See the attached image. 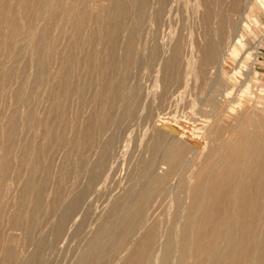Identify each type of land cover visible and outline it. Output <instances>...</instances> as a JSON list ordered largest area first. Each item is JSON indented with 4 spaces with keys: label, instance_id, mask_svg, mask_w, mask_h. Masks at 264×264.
<instances>
[{
    "label": "rangeland",
    "instance_id": "obj_1",
    "mask_svg": "<svg viewBox=\"0 0 264 264\" xmlns=\"http://www.w3.org/2000/svg\"><path fill=\"white\" fill-rule=\"evenodd\" d=\"M242 110L264 0H0V264H263L264 192L213 178Z\"/></svg>",
    "mask_w": 264,
    "mask_h": 264
},
{
    "label": "bare ground",
    "instance_id": "obj_2",
    "mask_svg": "<svg viewBox=\"0 0 264 264\" xmlns=\"http://www.w3.org/2000/svg\"><path fill=\"white\" fill-rule=\"evenodd\" d=\"M231 6V5H230ZM224 21V20H223ZM242 22V21H241ZM240 28H242V27H240ZM239 28V29H240ZM248 29H244V32H246ZM236 33H237V30H236ZM239 35V34H238ZM211 43V42H210ZM11 49V48H10ZM207 50V49H206ZM211 51V50H210ZM180 66V65H179ZM224 74H226L227 75V72H225ZM234 74H235V79H237V78H239L240 76V74H239V72H234ZM229 78H231V77H229ZM232 85H234V84H232ZM196 86V85H195ZM231 87V86H230ZM233 87V86H232ZM231 89V88H230ZM235 89V88H234ZM233 89V90H234ZM233 93V92H232ZM236 95V94H235ZM229 96H230V94H229ZM232 96V95H231ZM228 97V96H227ZM233 97V96H232ZM225 101V100H224ZM251 106V105H250ZM247 107V106H246ZM250 108V107H249ZM237 109V108H236ZM235 109V110H236ZM238 111H239V109H237ZM228 111V110H227ZM243 111V110H242ZM241 111V112H242ZM252 113H253V110L251 111ZM243 113H244V111H243ZM243 113H239L240 114V119H241V121L239 120V119H237L238 120V122L236 123L237 125L235 126V131L233 130L232 131V135H234L235 134V136H234V138H233V136H232V138L233 139H230V141L228 142V145H227V147H225L224 146V152H223V154L225 155V157H224V161L223 162H225V163H227L225 160H227L228 161V163H229V167H227V165H225L226 167H225V169L224 168H221V170L219 171V169H218V171L216 172V174H214V176H213V178H214V180H216V181H219V182H217L218 184V186L220 185L221 186V188H222V185L225 187V186H230V183L232 182V180H235V177H236V175H238V177L239 178H241L240 179V184H238V186L240 185V188L239 189H237L236 191L234 190V196H232V198H233V203H236V204H239V205H237L238 207L239 206H241V207H237V209L239 210L240 208V210L242 211L244 208H243V206L248 202H250V201H256V199H254V196H253V198H251V195H252V191H256V193H258L259 194V192L262 194L263 192H264V135L262 136V135H260L259 133H258V129L257 128H259V127H257L256 129L257 130H255L254 128L252 129V128H249V123L248 122H250V120H248L247 119V113H249V112H245L244 114ZM225 114V113H224ZM236 114V113H235ZM233 115V114H232ZM217 116V115H216ZM220 116V115H219ZM236 116V115H235ZM237 116H238V114H237ZM239 117V116H238ZM235 118V117H234ZM251 118V117H250ZM263 119V118H262ZM235 120V119H234ZM233 121V120H232ZM253 122V121H252ZM234 123V122H233ZM251 123V122H250ZM229 124V123H228ZM255 124V123H254ZM253 124V125H254ZM235 125V124H234ZM248 125V126H247ZM258 126H260V125H258ZM259 132H261L260 130H259ZM262 133V132H261ZM46 145V144H45ZM218 154V153H217ZM223 155V156H224ZM226 158V159H225ZM251 161L254 163V162H256V164H257V167H256V173H253L254 175L253 176H247L248 174H247V172L249 171L248 170V166L251 164ZM207 165V164H206ZM205 165V166H206ZM252 165V164H251ZM222 167H223V165H222ZM203 168H206V167H203ZM253 168H254V166H253ZM250 169V168H249ZM252 169V168H251ZM216 170V169H215ZM253 170H255V168L253 169ZM198 171H201V170H198ZM203 171H201V174H203L202 173ZM199 173V172H198ZM201 174L199 173V177L201 176ZM252 175V174H251ZM198 176V175H197ZM198 179V178H197ZM202 179V178H201ZM213 180V181H214ZM202 182H203V180H202ZM215 182H213V184H214ZM201 184V183H200ZM216 184V183H215ZM235 184V183H234ZM237 184V183H236ZM262 184H263V188L261 187L262 186ZM199 186V185H198ZM236 186V185H235ZM231 188V187H230ZM227 189V188H226ZM221 190V189H220ZM230 190V189H229ZM195 191V190H194ZM214 191V190H213ZM223 191H225V193L227 192V190H225V189H223ZM202 192V191H201ZM200 192V193H201ZM217 192V191H216ZM230 192V191H229ZM233 192V191H232ZM193 193V192H192ZM191 193V194H192ZM199 193V192H198ZM198 193L197 192H195V197H193L194 198V200H195V198H196V196H199L198 195ZM219 193V192H218ZM256 193L254 192L253 194H255L256 195ZM25 194V193H24ZM221 194V193H220ZM257 194V195H258ZM219 195V194H218ZM233 195V194H232ZM209 196V195H208ZM229 196V195H228ZM264 196V195H263ZM213 198V197H212ZM215 198V197H214ZM213 198V199H214ZM217 198V197H216ZM216 198H215V200H216ZM228 198V197H227ZM196 199H198V198H196ZM202 200V199H201ZM231 200V199H230ZM199 201V200H198ZM264 201V200H263ZM257 202V201H256ZM259 202V201H258ZM254 203V202H253ZM196 204V203H195ZM228 204H229V202H228ZM236 204H235V207H236ZM254 204H256V203H254ZM203 205V204H202ZM210 205V204H209ZM250 206L251 205V203L250 204H246V206ZM207 206V205H206ZM247 206V207H248ZM254 206V205H253ZM200 207V206H199ZM210 207V206H209ZM208 207V208H209ZM212 207V206H211ZM210 207V208H211ZM234 207V206H233ZM234 207V208H235ZM259 207V206H258ZM209 208V209H210ZM216 208V207H215ZM222 209V208H221ZM231 209V208H230ZM236 209V208H235ZM249 209V208H248ZM256 209V208H255ZM258 209V208H257ZM256 209V210H257ZM190 210V209H189ZM192 210V209H191ZM205 210H207L208 211V209H205ZM212 210H213V208H212ZM217 210V209H216ZM239 210V211H240ZM221 211V210H220ZM224 211V210H223ZM243 211H245V210H243ZM226 212V211H225ZM227 214H229V212H227ZM248 214V213H247ZM250 214V213H249ZM190 215V214H189ZM219 215V214H218ZM231 215V214H230ZM237 215V219L239 220L238 222H239V226H240V224H244L245 225V223H246V221H245V219H248V218H245V216L244 215H242V213L240 214L239 213V215L238 214H236ZM201 216V215H200ZM217 216V215H216ZM221 216V215H220ZM253 216V215H252ZM223 216H221V218H222ZM247 217V216H246ZM217 218V217H216ZM219 218V217H218ZM231 218V217H230ZM254 218V217H253ZM208 220H210V219H208ZM216 220V219H215ZM229 219H227V221H228ZM226 221V222H227ZM245 222V223H244ZM247 222H248V220H247ZM184 223H185V221H184ZM247 224V223H246ZM222 225V224H221ZM243 226V225H242ZM250 226V225H249ZM214 227V226H213ZM224 227V226H223ZM229 227V226H228ZM238 227V226H237ZM231 228V227H230ZM248 228V227H247ZM254 228V227H253ZM206 229V228H205ZM220 229H222V228H220ZM208 231V230H207ZM214 232V231H213ZM213 232H211V234L213 233ZM223 232H224V230H223ZM215 233V232H214ZM217 233V232H216ZM221 233V232H220ZM239 233V232H238ZM222 234V233H221ZM214 235V234H213ZM212 236V235H211ZM217 236V235H216ZM208 237H210L209 235L207 236L206 235V238L209 240V238ZM213 238V236L211 237V239ZM216 238H218V237H216ZM230 238V237H229ZM207 239H204V241L205 240H207ZM214 239V238H213ZM240 239V238H239ZM203 240V239H202ZM211 241V240H210ZM210 241H209V243H210ZM213 241H215V240H213ZM197 242V241H196ZM203 242V241H202ZM202 242H199V243H202ZM207 242V241H206ZM216 242V241H215ZM238 242H240V241H238ZM249 242V241H248ZM184 243V242H183ZM204 243V242H203ZM202 243V244H203ZM208 243V242H207ZM208 243V244H209ZM214 243V242H213ZM210 244H212V243H210ZM243 244V243H242ZM195 245V244H194ZM206 246H208L207 244H205ZM244 245V244H243ZM209 246H212V245H209ZM193 247V246H192ZM194 248V247H193ZM198 248V247H197ZM213 248H215V247H213ZM139 250V249H138ZM198 250V249H197ZM244 251V250H243ZM194 252V251H193ZM205 252H206V250H205ZM197 253V252H196ZM259 253V252H258ZM261 253V254H260ZM260 255H262V252H261V249H260ZM232 254V253H231ZM233 254H234V252H233ZM256 254V253H255ZM240 255V254H239ZM241 256V255H240ZM240 256H238L239 258H240ZM245 256V255H244ZM208 257V256H207ZM247 257V256H246ZM258 258V257H257ZM261 258H262V256H261ZM243 259H244V257H243ZM232 260V259H231ZM259 261V260H258ZM261 261V260H260ZM263 261V260H262ZM132 262V261H131ZM231 263V262H230ZM246 264V263H245ZM263 264H264V261H263Z\"/></svg>",
    "mask_w": 264,
    "mask_h": 264
}]
</instances>
